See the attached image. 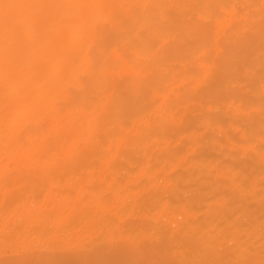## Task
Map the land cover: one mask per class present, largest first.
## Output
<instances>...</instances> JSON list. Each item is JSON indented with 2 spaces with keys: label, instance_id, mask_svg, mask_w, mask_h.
<instances>
[{
  "label": "bare ground",
  "instance_id": "1",
  "mask_svg": "<svg viewBox=\"0 0 264 264\" xmlns=\"http://www.w3.org/2000/svg\"><path fill=\"white\" fill-rule=\"evenodd\" d=\"M0 264H264V0H0Z\"/></svg>",
  "mask_w": 264,
  "mask_h": 264
},
{
  "label": "rangeland",
  "instance_id": "2",
  "mask_svg": "<svg viewBox=\"0 0 264 264\" xmlns=\"http://www.w3.org/2000/svg\"><path fill=\"white\" fill-rule=\"evenodd\" d=\"M58 8H59V6L58 5H52V6H50L49 7V10H50V13H52V15H56V13H57V10H58ZM222 26H224V25H222ZM226 29V26L225 27H223V30H225ZM220 30V29H219ZM221 30H222V28H221ZM222 30V32H220V33H222L223 34V31ZM219 38H220V34H219ZM114 53V52H113ZM218 58V57H217ZM210 74V73H209ZM212 74V73H211ZM208 77L210 76V75H207Z\"/></svg>",
  "mask_w": 264,
  "mask_h": 264
}]
</instances>
